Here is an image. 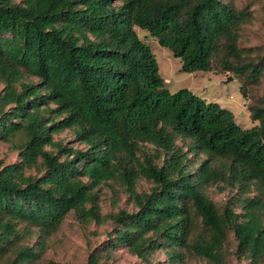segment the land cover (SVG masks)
I'll return each instance as SVG.
<instances>
[{"label":"trees","instance_id":"16d2710c","mask_svg":"<svg viewBox=\"0 0 264 264\" xmlns=\"http://www.w3.org/2000/svg\"><path fill=\"white\" fill-rule=\"evenodd\" d=\"M250 15L235 0H0V139L21 136L19 160L0 159V254L15 245L11 264L37 255L17 243L20 222L36 228L40 250L70 210L101 222L94 186L112 178L136 209L109 215L118 224L111 246L126 244L140 256L164 248L173 264H185V247L225 264L231 228L237 250L257 264L264 255V105L249 106L257 123L244 127L218 101L188 87L169 91L136 31L169 47L183 71L209 70L217 57L221 68L257 77L264 52L243 61L238 44ZM66 127L85 148L53 138ZM139 176L154 182L150 191L135 189ZM219 179L257 194L244 197L240 212L229 204L220 212L204 190ZM194 219L203 231L190 239ZM85 264L104 263L91 252Z\"/></svg>","mask_w":264,"mask_h":264},{"label":"rangeland","instance_id":"374dc122","mask_svg":"<svg viewBox=\"0 0 264 264\" xmlns=\"http://www.w3.org/2000/svg\"><path fill=\"white\" fill-rule=\"evenodd\" d=\"M235 4L239 7L247 6L251 13L249 20L241 27L238 39V44L242 49V60L256 62L264 52V0H235ZM136 31L154 53L158 73L169 91L188 87L206 100L218 101L221 105L230 108L236 121L242 126L249 127L257 123V120L251 119L249 106L251 104L264 105V69L259 76L253 77L249 72L241 74L221 68L219 60L214 57L209 70L183 71L180 57L174 55L169 47L161 45L144 29L136 27ZM23 78L34 82L38 80L36 76L28 73H24ZM4 86V82L0 80V92ZM7 107L5 106V109ZM53 138L73 148L86 147L84 142L77 139L71 127L54 133ZM20 141V134L0 139L2 163L19 160L18 144ZM177 142L182 143L180 139H177ZM148 146L147 149L152 152L153 146L149 144ZM45 148L57 152V148L51 145H46ZM189 155L193 158L194 154ZM204 156L200 154L193 166H196ZM41 171L31 168L27 170V173L39 174ZM153 186L154 182L144 176H139L135 183L137 191H150ZM204 190L220 212L225 204H229L234 211L240 212L244 197L257 194L253 186L245 189L232 185L225 179L207 184ZM94 192L95 202L103 216L102 221L83 219L74 210H70L58 228L44 238L41 250L37 247L38 231L36 228L31 225L25 226L21 222L17 224L20 232V239L17 243L33 246L37 251L35 258L24 264H85L91 252H97L100 255V262L104 264H173L164 248L157 247L145 253L144 256H140L126 244L118 243L111 246L109 240L114 238V229L118 224L109 215L120 210L133 211L136 205L126 186L118 179L110 178L97 183L94 186ZM190 231V239L203 231V226L198 219H194V225ZM236 243L233 230L227 228L222 248L225 264H251L249 256L237 250ZM14 249L15 245L0 254V264H11L15 256ZM181 251L185 264H213L205 257L194 254L188 248L182 247ZM257 264H264V255Z\"/></svg>","mask_w":264,"mask_h":264},{"label":"water","instance_id":"95a60500","mask_svg":"<svg viewBox=\"0 0 264 264\" xmlns=\"http://www.w3.org/2000/svg\"><path fill=\"white\" fill-rule=\"evenodd\" d=\"M230 77V76H229Z\"/></svg>","mask_w":264,"mask_h":264}]
</instances>
